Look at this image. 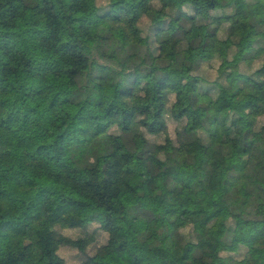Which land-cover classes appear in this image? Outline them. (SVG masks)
<instances>
[{"label":"trees","instance_id":"obj_1","mask_svg":"<svg viewBox=\"0 0 264 264\" xmlns=\"http://www.w3.org/2000/svg\"><path fill=\"white\" fill-rule=\"evenodd\" d=\"M62 247L264 264V0H0V264Z\"/></svg>","mask_w":264,"mask_h":264},{"label":"rangeland","instance_id":"obj_2","mask_svg":"<svg viewBox=\"0 0 264 264\" xmlns=\"http://www.w3.org/2000/svg\"><path fill=\"white\" fill-rule=\"evenodd\" d=\"M38 32L39 31H37V33ZM32 45H33V48H34V51H35L36 59H37L38 63L40 65H42L43 62H44V59H45L44 58L45 56L39 51V49L40 50H42V49L39 48L35 44H32ZM213 63H214V61H213ZM206 70H207V72L209 74H212V70H214V67H212V65H211V66L207 67ZM34 104L41 111H44L46 109V106L41 102V100H36L34 102ZM174 125L175 124L172 121H170V120L167 121L169 135H173V133H174ZM27 219L30 222H32V223H35V221H36V217H35V215H33V213L31 211L27 212ZM97 227H98V225L94 223V224L88 225L86 228H83L81 230H79V229L78 230H73V229L72 230H63V233L68 235V236H71L73 238H75V237L77 238V236L80 237L79 235H81V236L87 235L89 237L91 235L93 229H95ZM95 238L97 239V244L96 245H99L100 243H103V240L105 238V234L103 232H101V236L96 234ZM59 253L64 257L65 264H76V262H77L76 257H77L78 254H77V251L75 249H71V248H68V247L67 248L66 247H62V248H60Z\"/></svg>","mask_w":264,"mask_h":264}]
</instances>
